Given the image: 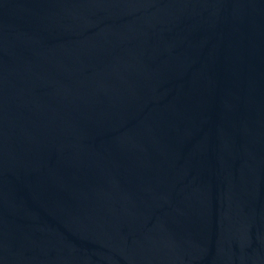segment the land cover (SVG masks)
<instances>
[{
    "label": "water",
    "instance_id": "1",
    "mask_svg": "<svg viewBox=\"0 0 264 264\" xmlns=\"http://www.w3.org/2000/svg\"><path fill=\"white\" fill-rule=\"evenodd\" d=\"M0 264H264V0H0Z\"/></svg>",
    "mask_w": 264,
    "mask_h": 264
}]
</instances>
